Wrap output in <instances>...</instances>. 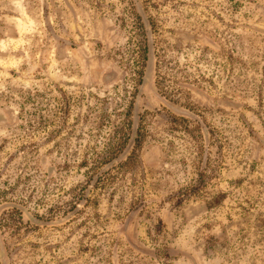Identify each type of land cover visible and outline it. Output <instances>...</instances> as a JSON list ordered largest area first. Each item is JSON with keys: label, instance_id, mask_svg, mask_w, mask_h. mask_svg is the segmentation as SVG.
Here are the masks:
<instances>
[{"label": "rangeland", "instance_id": "1", "mask_svg": "<svg viewBox=\"0 0 264 264\" xmlns=\"http://www.w3.org/2000/svg\"><path fill=\"white\" fill-rule=\"evenodd\" d=\"M0 264H264V0H0Z\"/></svg>", "mask_w": 264, "mask_h": 264}, {"label": "water", "instance_id": "2", "mask_svg": "<svg viewBox=\"0 0 264 264\" xmlns=\"http://www.w3.org/2000/svg\"><path fill=\"white\" fill-rule=\"evenodd\" d=\"M135 132H136V131H135ZM133 144H134V139L131 140V144H130V145L132 146Z\"/></svg>", "mask_w": 264, "mask_h": 264}]
</instances>
